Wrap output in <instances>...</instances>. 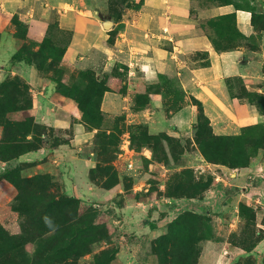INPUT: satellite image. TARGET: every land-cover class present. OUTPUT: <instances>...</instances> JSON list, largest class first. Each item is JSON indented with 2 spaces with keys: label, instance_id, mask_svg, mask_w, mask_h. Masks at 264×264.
I'll list each match as a JSON object with an SVG mask.
<instances>
[{
  "label": "rangeland",
  "instance_id": "1",
  "mask_svg": "<svg viewBox=\"0 0 264 264\" xmlns=\"http://www.w3.org/2000/svg\"><path fill=\"white\" fill-rule=\"evenodd\" d=\"M16 2H0V264H264V117L216 134L185 66L152 72L143 0ZM222 20L213 46L242 43ZM226 88L264 115L262 93ZM200 108L226 141L206 144Z\"/></svg>",
  "mask_w": 264,
  "mask_h": 264
},
{
  "label": "crops",
  "instance_id": "2",
  "mask_svg": "<svg viewBox=\"0 0 264 264\" xmlns=\"http://www.w3.org/2000/svg\"><path fill=\"white\" fill-rule=\"evenodd\" d=\"M16 1L0 0L7 9L15 7ZM139 11L143 14L137 18L138 24L146 22L156 26L154 32L145 33L142 38V46L150 51L152 65L156 68L152 72L155 74V71L163 70L165 60L175 64L176 68L187 70L188 76L182 85L202 102L216 134L229 135L236 133L240 126L262 121L264 115L253 104L242 98L230 97L226 87L228 79L239 77L247 89L264 95V37H258L264 35V27H257L264 19V0H236V4L214 0L201 5L197 4V0H143ZM146 11L148 13H144ZM225 17L232 19L235 28L242 34L243 42L216 49L210 36L215 33L216 38L219 33L215 30L218 29L208 25L206 20L221 19L223 25ZM198 49L205 53L206 64L187 66L182 55ZM171 121L181 127L188 124L191 118L177 113Z\"/></svg>",
  "mask_w": 264,
  "mask_h": 264
},
{
  "label": "trees",
  "instance_id": "3",
  "mask_svg": "<svg viewBox=\"0 0 264 264\" xmlns=\"http://www.w3.org/2000/svg\"><path fill=\"white\" fill-rule=\"evenodd\" d=\"M263 99H264V96H263ZM199 105H200V102H197ZM200 113H201V117H203V119H204V122H205V124H204V126H205V128H204V126L202 125V129H205L206 131L205 132H207V134L210 136V138H211V141L209 142V143H206V144H210V145H215V143L216 142H221V141H226V139L228 138V136H215V135H213L212 134V131H211V129H210V127H209V125H208V118L202 113V110H201V108H200ZM200 118V117H199ZM201 119V118H200ZM29 148H27V150H28ZM201 153H202V155L204 156V158H206L208 161H212V158H211V156H210V158H209V155H208V153H207V151L205 150V149H203V147H201ZM210 154V153H209ZM234 166V165H233Z\"/></svg>",
  "mask_w": 264,
  "mask_h": 264
}]
</instances>
